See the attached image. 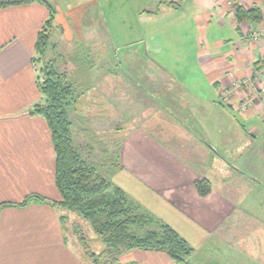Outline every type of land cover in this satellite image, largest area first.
<instances>
[{
    "label": "crops",
    "instance_id": "0c3cea01",
    "mask_svg": "<svg viewBox=\"0 0 264 264\" xmlns=\"http://www.w3.org/2000/svg\"><path fill=\"white\" fill-rule=\"evenodd\" d=\"M164 1L154 10H133L144 44L128 56L134 69L107 68L99 78L102 83L103 76L110 77L104 79L108 85L92 84L85 91L96 92L101 118L104 105L115 106L116 117H107V123L122 141L118 184L139 203L140 194L149 192L153 201L170 205L201 229L192 263L264 264V245L251 243L261 232L246 228L244 200L232 198L235 189L254 190L262 183L227 162L211 146L214 130L206 128L218 126V141L231 154L245 153L264 137L258 93L264 86V11L258 0ZM96 4L81 5L89 28L103 27ZM236 6L259 10L261 20L237 22ZM57 13L54 31L61 26ZM47 16L39 2L0 9V264H86L71 231L75 225L97 243L95 251L101 249L89 225L74 213L42 203L3 205L28 194L60 199L50 131L42 117L28 113L43 99L31 59ZM70 48L67 59L78 52ZM199 179L211 185L205 197L194 187ZM120 264L175 263L161 252L133 250Z\"/></svg>",
    "mask_w": 264,
    "mask_h": 264
},
{
    "label": "trees",
    "instance_id": "16d2710c",
    "mask_svg": "<svg viewBox=\"0 0 264 264\" xmlns=\"http://www.w3.org/2000/svg\"><path fill=\"white\" fill-rule=\"evenodd\" d=\"M32 2L45 5L48 16L36 34L31 59L36 67V83L43 99L33 105L28 113L42 117L50 131L54 152V185L60 199L49 201L42 196L28 194L17 204L3 205L25 207L30 203L49 204L79 216L89 225L101 246L100 251H95L84 231L76 225L71 227L86 264H120L121 257L133 250L161 252L175 264H194L189 260L193 249L183 237L169 225L152 218L137 201L103 177L94 165L82 157V147L73 144L68 107L76 102L78 104L87 94L85 91L92 88V70L84 68L80 51L67 59L73 66L70 71L58 67L56 59L48 56L55 46L51 41L55 29V9L47 0H0V9ZM164 2L160 1L159 5ZM235 16L237 22H259L262 18L259 10L242 6H236ZM86 120L90 124L89 118ZM114 132L113 129L111 134L104 136L116 143L119 159L122 141L116 140ZM81 133L92 144L94 136L85 129L77 131L76 135ZM194 187L200 197H205L211 190L206 179L196 180ZM152 223L158 224V229H148Z\"/></svg>",
    "mask_w": 264,
    "mask_h": 264
},
{
    "label": "rangeland",
    "instance_id": "374dc122",
    "mask_svg": "<svg viewBox=\"0 0 264 264\" xmlns=\"http://www.w3.org/2000/svg\"><path fill=\"white\" fill-rule=\"evenodd\" d=\"M47 1L58 12L57 14L59 15V21L61 23V26L59 25L58 29L52 32L51 41L56 46L50 50L48 56L56 59L58 67L61 69L66 68L67 71H70L73 66L70 62H67V54L71 50L70 47H75L77 49L76 51H80L83 54L84 68H87L89 71L92 70L91 78L94 86H99L102 83L103 85H108L106 80L104 81L107 78L106 76H103L102 83L99 78L100 74L103 75V72L107 68L119 69L121 71L134 69L133 63L128 61V56L141 52L144 49V44L138 40L141 37L140 32L143 29L140 28L141 25L137 22V19L133 17V10L135 8L154 10L162 0H96L97 10L100 11L101 9L103 11L102 28L97 23L93 24L94 28H89L90 24H85L88 14L84 7V9L81 8V5L88 0ZM71 8L75 9L76 12L69 13L68 10ZM97 10H93L91 13L92 17ZM70 18L74 22L71 23L69 21ZM105 19L108 20V26L105 23ZM145 31H148L147 24ZM93 39H96V42ZM107 79L110 80V77ZM95 95L96 92L89 95L86 94L78 101V104L76 102L68 107L73 144L82 147V157L94 165L103 177L107 178L113 185L121 188L118 184L121 182V178L118 176L121 174L119 172L122 167L119 166L118 162L117 145L104 136L113 132L112 128L114 124L110 126L107 123V117L114 120V117H116L114 112L115 106L114 104L104 105L103 118H101L99 111H102V108L96 105L98 102L96 99H93ZM87 118H89L91 125L87 124ZM207 127L210 133L212 129L215 132V138L213 140L212 137H208L211 140V146L217 149L218 153L227 162L229 161L237 169L241 168L245 174H250L252 178L255 177L262 183L260 187L254 190L235 189L232 198L236 203L242 198L244 200L241 202V208L245 207L248 213L247 219L249 221L244 222L246 228L250 229V231L258 229L261 232L254 233V236L251 238V243L264 245V151L259 148V146H262V142H264V137L262 140L254 142L253 147L245 153L231 154L218 141L219 137L217 138L216 136L218 126L209 123ZM82 129H85L90 135L94 136L92 144L89 143V140L86 141L81 136L83 133L76 135V132ZM262 129L264 130V127ZM192 162L195 165L198 164L195 160H192ZM123 174L128 175L126 172ZM148 194L149 192L147 194H140V199L143 201L140 202L147 208L130 196V194L128 195L137 201L143 210L152 218L173 228L180 236L187 240L191 247L198 245L202 235L201 229L170 205L158 199L153 201ZM147 228L158 229V224L152 223ZM90 244L93 249L96 248V242Z\"/></svg>",
    "mask_w": 264,
    "mask_h": 264
},
{
    "label": "built area",
    "instance_id": "2783aa9c",
    "mask_svg": "<svg viewBox=\"0 0 264 264\" xmlns=\"http://www.w3.org/2000/svg\"><path fill=\"white\" fill-rule=\"evenodd\" d=\"M260 7L262 8V10L264 11V0H258ZM259 95H261V97L263 98V103H264V86L259 90ZM263 108H264V104H263Z\"/></svg>",
    "mask_w": 264,
    "mask_h": 264
}]
</instances>
